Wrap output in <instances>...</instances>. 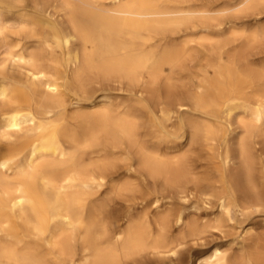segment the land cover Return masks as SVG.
Returning <instances> with one entry per match:
<instances>
[{
    "label": "bare ground",
    "instance_id": "6f19581e",
    "mask_svg": "<svg viewBox=\"0 0 264 264\" xmlns=\"http://www.w3.org/2000/svg\"><path fill=\"white\" fill-rule=\"evenodd\" d=\"M117 167L161 189L111 221ZM261 211L264 0H0V264H152ZM190 261L264 264V235Z\"/></svg>",
    "mask_w": 264,
    "mask_h": 264
},
{
    "label": "rangeland",
    "instance_id": "374dc122",
    "mask_svg": "<svg viewBox=\"0 0 264 264\" xmlns=\"http://www.w3.org/2000/svg\"><path fill=\"white\" fill-rule=\"evenodd\" d=\"M119 164L121 166V162H119ZM117 168L121 171L117 170L111 175L112 179L107 184L98 188L93 195L94 203L103 208L102 212L98 213L99 216L106 217L107 220L111 219V221L121 217L126 212V205L129 202L141 201L146 198L149 199L153 193L161 189L160 182L155 181L152 177L141 174L139 171L129 172V174L127 172L126 174V171L123 172L122 168ZM167 200L172 203L163 205L164 211L167 210V208L178 207L179 201L177 198ZM212 216V210L205 209L204 207L194 212V217H198L199 219H206ZM239 221L240 220L234 223V225L229 223L221 230L212 228L204 234V238L201 240L188 238V240H186L187 242H184L180 247L179 253L175 256H171L172 258L170 256L157 257L150 255L149 261H151L152 264H191L190 260L201 254L203 250L205 251L215 244L227 246L232 243L237 235L243 234L246 229L253 235H264V211L253 212L244 221ZM189 255L190 258H188Z\"/></svg>",
    "mask_w": 264,
    "mask_h": 264
}]
</instances>
